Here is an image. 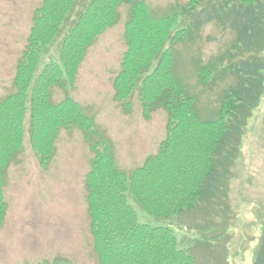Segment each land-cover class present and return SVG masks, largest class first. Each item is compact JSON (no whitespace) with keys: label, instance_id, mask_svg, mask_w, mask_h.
Segmentation results:
<instances>
[{"label":"trees","instance_id":"obj_1","mask_svg":"<svg viewBox=\"0 0 264 264\" xmlns=\"http://www.w3.org/2000/svg\"><path fill=\"white\" fill-rule=\"evenodd\" d=\"M211 2L189 0L155 19L141 0H88L84 5L42 0L17 67L15 92L0 101V228L8 211L6 175L23 152L26 135L40 164L47 166L59 132L77 128L93 154L85 186L98 264H198L193 253L179 247L171 228L140 223L129 197L156 219L184 218L205 205L225 203V183L246 123L264 93V0ZM122 5L129 8L127 49L114 79V98L129 112L127 100L137 93L146 118L156 109L167 114V136L158 153L129 175L116 166L94 119L70 96L80 64L98 37L118 24ZM179 19L188 25L174 32ZM212 23L229 29L235 40L208 64L193 59L198 84L212 88L228 77L233 84L221 92L211 117L204 118L200 96L190 93L180 77L176 47L194 43ZM54 45L58 62L40 69L42 55ZM54 86L66 92L57 104L51 101ZM256 264H264V233Z\"/></svg>","mask_w":264,"mask_h":264},{"label":"rangeland","instance_id":"obj_2","mask_svg":"<svg viewBox=\"0 0 264 264\" xmlns=\"http://www.w3.org/2000/svg\"><path fill=\"white\" fill-rule=\"evenodd\" d=\"M86 1L80 0V4ZM141 1L153 18L160 19L189 0ZM41 4L42 0H0V101L15 92L17 67L28 44L34 13ZM119 13L118 24L88 50L70 96L94 119L116 166L129 175L158 153L167 136V114L156 109L146 118L137 93L127 100L131 104L129 112L114 98V79L127 49L124 35L128 6L122 5ZM187 25V20L179 19L174 32ZM234 40L229 29L212 23L200 31L194 43L176 47L180 77L190 93L200 96L198 108L204 118L211 117L221 92L233 80L228 77L212 88L200 86L193 59L208 64L231 49ZM51 47L42 55L40 69L50 61L58 62L59 51L55 45ZM65 96L59 86L52 88V103H59ZM92 157L80 129H63L57 136L52 160L43 166L26 135L24 150L6 175L8 211L0 228V264H98L85 186ZM229 176L222 195L225 203L205 205L192 216L156 219L131 197L129 203L140 223L171 228L179 247L193 253L198 264H256L264 233V93L246 123Z\"/></svg>","mask_w":264,"mask_h":264}]
</instances>
